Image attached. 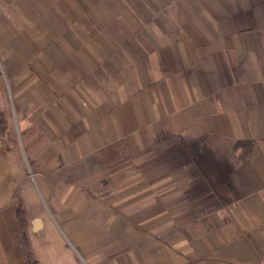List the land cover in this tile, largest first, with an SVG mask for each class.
Instances as JSON below:
<instances>
[{
    "label": "crops",
    "instance_id": "obj_1",
    "mask_svg": "<svg viewBox=\"0 0 264 264\" xmlns=\"http://www.w3.org/2000/svg\"><path fill=\"white\" fill-rule=\"evenodd\" d=\"M17 206L38 264H264V0H0V264Z\"/></svg>",
    "mask_w": 264,
    "mask_h": 264
},
{
    "label": "trees",
    "instance_id": "obj_2",
    "mask_svg": "<svg viewBox=\"0 0 264 264\" xmlns=\"http://www.w3.org/2000/svg\"><path fill=\"white\" fill-rule=\"evenodd\" d=\"M3 126H1L2 128ZM2 131V130H1ZM236 148L240 147L242 148L244 151L241 153L242 157H246L250 151V147H251V143L248 141H238L235 143L234 145ZM16 213H17V220L19 223V241H20V245H21V253L22 256L25 260V264H38L37 260L35 259L29 243H28V239L26 236V221H25V217L23 214V210L21 206H17L16 208Z\"/></svg>",
    "mask_w": 264,
    "mask_h": 264
}]
</instances>
